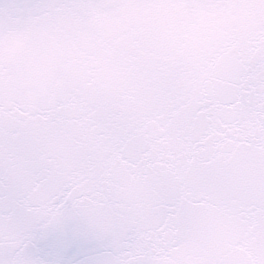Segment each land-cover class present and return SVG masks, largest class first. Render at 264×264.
Segmentation results:
<instances>
[{"label": "snow or ice", "instance_id": "obj_1", "mask_svg": "<svg viewBox=\"0 0 264 264\" xmlns=\"http://www.w3.org/2000/svg\"><path fill=\"white\" fill-rule=\"evenodd\" d=\"M0 264H264V0H0Z\"/></svg>", "mask_w": 264, "mask_h": 264}]
</instances>
